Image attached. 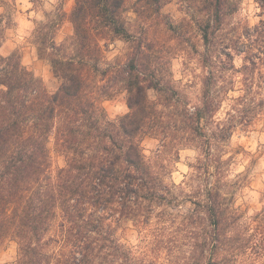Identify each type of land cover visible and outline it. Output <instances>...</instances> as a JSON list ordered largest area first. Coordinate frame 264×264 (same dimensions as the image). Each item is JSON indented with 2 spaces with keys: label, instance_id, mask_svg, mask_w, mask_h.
<instances>
[{
  "label": "trees",
  "instance_id": "trees-1",
  "mask_svg": "<svg viewBox=\"0 0 264 264\" xmlns=\"http://www.w3.org/2000/svg\"><path fill=\"white\" fill-rule=\"evenodd\" d=\"M169 1L76 0L61 42L66 14H48L35 33L61 82L52 93L20 53H1L16 0H0V248L18 245L0 264H264V205L238 203L250 180L229 150L264 116V0L255 25L230 22L241 0H182L199 47L162 11ZM182 51L202 69L194 96L174 76ZM120 93L129 111L111 119L103 101ZM185 147L200 155L178 184Z\"/></svg>",
  "mask_w": 264,
  "mask_h": 264
},
{
  "label": "rangeland",
  "instance_id": "rangeland-1",
  "mask_svg": "<svg viewBox=\"0 0 264 264\" xmlns=\"http://www.w3.org/2000/svg\"><path fill=\"white\" fill-rule=\"evenodd\" d=\"M75 4L76 0H16V5L13 4V7L10 8L12 21L5 30L1 53L4 55H10L14 52L20 53L23 64L40 77L52 93L59 89L61 82L54 74L49 61L39 54L38 37L35 30L39 23L49 21L48 14L54 17L57 13L62 12L66 16L62 17L64 20H61L62 23L60 22L56 40L58 42L63 41L73 32V25L68 17ZM162 11L169 16L170 21L175 25L184 24V31L189 32L183 37L189 40V43H196L198 47L201 45V35L193 21V14H196V11L190 10L191 13H188L187 2L170 0ZM259 12L260 7L257 0H241L240 8L230 18V22L232 25L238 22L255 25L260 21ZM129 15L132 19L135 18L134 13L131 12ZM171 33L174 31H170L169 34L171 35ZM125 47L126 44L123 40L114 41L110 45L112 51L109 53V57L114 58L122 53ZM186 58H188V54L184 51L174 58L173 72L180 85L184 86L194 96L199 87V79L194 75L202 73V69L195 58H192L189 67L186 66L184 64ZM237 64H241L240 58L237 59ZM103 105L111 119H118L129 111L125 93H120L111 99H105ZM224 106L223 111L228 107V103H225ZM159 143L157 139L151 138L144 141L148 156L153 157L156 154ZM229 144V150L236 158L233 164L234 175L246 173L250 180L249 186L239 193L238 203L244 209L249 210V214H254L261 210L264 205V116L250 127H239ZM199 155L200 151L195 147L181 149L172 176L176 183H182L186 176L191 173L190 164L195 162ZM52 157L55 166L64 164V158L53 147ZM128 234L131 241L137 242L138 236L135 231L130 230ZM17 254V243L8 241L0 248V263L14 261Z\"/></svg>",
  "mask_w": 264,
  "mask_h": 264
}]
</instances>
